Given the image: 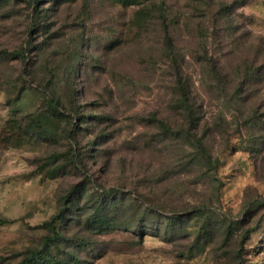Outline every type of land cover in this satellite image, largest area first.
<instances>
[{
	"label": "rangeland",
	"instance_id": "374dc122",
	"mask_svg": "<svg viewBox=\"0 0 264 264\" xmlns=\"http://www.w3.org/2000/svg\"><path fill=\"white\" fill-rule=\"evenodd\" d=\"M0 51V264L42 248L81 183L130 191L160 213L143 236L66 220L60 244L77 259L53 245L63 264H264V78L239 92L255 114L230 102L245 65L264 59V0H6ZM176 57L216 167L180 134L190 121ZM53 94L72 124L51 115ZM30 115L57 135L41 136ZM68 151L75 163L52 162Z\"/></svg>",
	"mask_w": 264,
	"mask_h": 264
},
{
	"label": "trees",
	"instance_id": "16d2710c",
	"mask_svg": "<svg viewBox=\"0 0 264 264\" xmlns=\"http://www.w3.org/2000/svg\"><path fill=\"white\" fill-rule=\"evenodd\" d=\"M6 0H0V6ZM122 4H134L143 3L150 0H113ZM168 38L170 39L169 35ZM20 54V52H15ZM4 52L0 51V59L3 57ZM176 67V78L179 89L178 109L185 112L187 119L190 121L189 129L185 136L189 140L190 144L194 147L196 155L204 160L207 165L217 166L220 162L219 157L213 158L203 136L197 133L198 126L200 124V116L196 108V104L191 95V91L188 85V80L185 78L182 66L179 63L178 58L174 59ZM256 66V65H255ZM250 64L245 65L243 79L236 84V91L231 98L230 102L233 104L236 111H242L246 108L253 113L258 111V108H254L250 105H243V101L246 98H241V93L251 87V81L253 78H257L261 81L264 78V59L256 67ZM254 68V69H253ZM251 77V79H250ZM249 79V80H248ZM50 112L53 117L63 119L67 123L72 124V115L66 114L61 110L64 106L62 98L56 94H53V98L49 99ZM255 114V113H254ZM252 115V113H251ZM167 124V125H166ZM164 124V133L171 134L175 132L168 123ZM36 132L45 138H53L57 135V132L52 129V125L49 122L45 124L38 116H31L29 124ZM76 130L70 125L66 129V134L74 137ZM64 157V161L61 163L63 167L75 163L76 155H72L71 151L60 153L56 152L51 156L52 162H55ZM60 164V165H61ZM159 209L155 205L146 203L143 199L136 197L132 192H128L121 189L105 188L101 187L96 189V192H90L88 185L81 183L75 185L66 195L63 196L61 207L58 212L52 216L49 221V228L51 234L47 235L42 248L33 249L20 264H63V259L56 258L52 255V246L55 245L57 249L62 250L63 253L71 256V260L77 259L71 252L66 251L61 246V242L65 240L60 226L65 223L66 220L74 222L76 224H84L85 229L91 233H105L110 232L116 228H123L130 231H135L136 234L143 236L147 231L154 228L152 225L155 222V214H158ZM76 215V216H74ZM161 215V214H160ZM170 219L168 225H172L170 229H174L177 226H181L183 219L181 214H174L172 216H166ZM151 225V226H150ZM157 229V228H155ZM249 231L244 236L249 238ZM85 238L81 239V242ZM82 244V243H81ZM65 261V260H64Z\"/></svg>",
	"mask_w": 264,
	"mask_h": 264
}]
</instances>
